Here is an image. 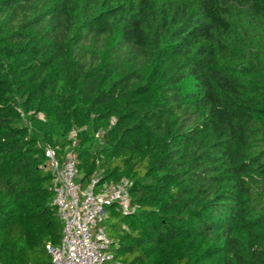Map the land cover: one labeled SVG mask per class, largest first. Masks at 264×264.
<instances>
[{
	"label": "trees",
	"instance_id": "trees-1",
	"mask_svg": "<svg viewBox=\"0 0 264 264\" xmlns=\"http://www.w3.org/2000/svg\"><path fill=\"white\" fill-rule=\"evenodd\" d=\"M123 264H264V0H0V264H51L45 150Z\"/></svg>",
	"mask_w": 264,
	"mask_h": 264
},
{
	"label": "built area",
	"instance_id": "built-area-1",
	"mask_svg": "<svg viewBox=\"0 0 264 264\" xmlns=\"http://www.w3.org/2000/svg\"><path fill=\"white\" fill-rule=\"evenodd\" d=\"M45 155L53 175V203L63 226L61 242L46 245L51 264H123L111 251L113 239L104 221L113 204L123 214L134 212L131 181L123 178L116 183L101 182L99 177H93L86 187H81L72 152L61 160L55 149L47 147Z\"/></svg>",
	"mask_w": 264,
	"mask_h": 264
}]
</instances>
